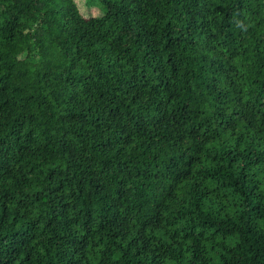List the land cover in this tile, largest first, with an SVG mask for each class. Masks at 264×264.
<instances>
[{
  "label": "trees",
  "instance_id": "trees-1",
  "mask_svg": "<svg viewBox=\"0 0 264 264\" xmlns=\"http://www.w3.org/2000/svg\"><path fill=\"white\" fill-rule=\"evenodd\" d=\"M0 0V264H264V0Z\"/></svg>",
  "mask_w": 264,
  "mask_h": 264
},
{
  "label": "rangeland",
  "instance_id": "rangeland-1",
  "mask_svg": "<svg viewBox=\"0 0 264 264\" xmlns=\"http://www.w3.org/2000/svg\"><path fill=\"white\" fill-rule=\"evenodd\" d=\"M76 4L82 14L85 16H92V15H101L102 12L100 10H96L92 7H88L83 0H77ZM91 4L97 6V2L95 0H91Z\"/></svg>",
  "mask_w": 264,
  "mask_h": 264
}]
</instances>
